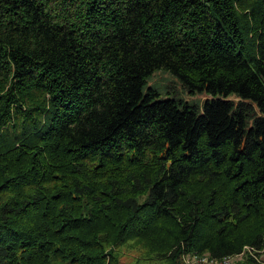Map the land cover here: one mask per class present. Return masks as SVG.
<instances>
[{
    "label": "trees",
    "instance_id": "obj_1",
    "mask_svg": "<svg viewBox=\"0 0 264 264\" xmlns=\"http://www.w3.org/2000/svg\"><path fill=\"white\" fill-rule=\"evenodd\" d=\"M159 69L201 111L143 88ZM243 251L264 253V0H0V264Z\"/></svg>",
    "mask_w": 264,
    "mask_h": 264
},
{
    "label": "rangeland",
    "instance_id": "obj_2",
    "mask_svg": "<svg viewBox=\"0 0 264 264\" xmlns=\"http://www.w3.org/2000/svg\"><path fill=\"white\" fill-rule=\"evenodd\" d=\"M150 87L155 92V99H172L175 101L185 102L195 105L198 111H201V103L205 97L204 92H188L182 87L178 78L166 70H155L145 81L144 87ZM243 254L232 259V264H244ZM258 264H264V253H259V256H253Z\"/></svg>",
    "mask_w": 264,
    "mask_h": 264
},
{
    "label": "built area",
    "instance_id": "obj_3",
    "mask_svg": "<svg viewBox=\"0 0 264 264\" xmlns=\"http://www.w3.org/2000/svg\"><path fill=\"white\" fill-rule=\"evenodd\" d=\"M241 254L242 252L235 255L214 258L206 254L187 253L181 256V264H232V259L239 257Z\"/></svg>",
    "mask_w": 264,
    "mask_h": 264
}]
</instances>
